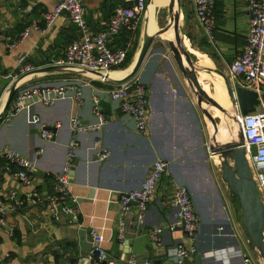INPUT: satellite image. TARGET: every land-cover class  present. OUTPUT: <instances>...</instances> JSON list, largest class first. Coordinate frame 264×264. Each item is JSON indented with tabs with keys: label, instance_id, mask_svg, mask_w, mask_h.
Here are the masks:
<instances>
[{
	"label": "crops",
	"instance_id": "1",
	"mask_svg": "<svg viewBox=\"0 0 264 264\" xmlns=\"http://www.w3.org/2000/svg\"><path fill=\"white\" fill-rule=\"evenodd\" d=\"M58 3L59 0H0V115L13 85L7 74L28 64L34 69L48 66L52 60L63 57L66 47L81 36L67 14L61 15L51 26L47 25L44 16ZM125 3L126 0H87L86 18L90 29L94 32L106 29L115 7ZM169 4V0H154L151 7L162 9ZM181 5L180 26L185 22L186 26L189 24L197 30V33H190L197 50L188 38L184 39V47L200 55L195 61L198 81L217 107L225 109L224 95L228 93L222 78L215 72L200 71L198 65L227 75L230 65L242 54L247 43L249 0H216V23L211 32L199 23L193 0H181ZM148 13L147 10L145 24L140 28L141 36L138 38L137 33L133 39L136 50L132 61L141 48L146 26L151 34L158 30L159 23L154 17L152 22ZM26 30L29 34L21 40V34ZM172 34L170 37L168 32L165 38L171 40ZM130 38V33L124 30L112 39L111 46L123 48ZM8 40H20V43L9 48ZM183 60L185 62V57ZM78 76L87 77L88 74L78 69L57 70L30 72L19 79L20 83H46ZM139 78L149 89L151 115L147 133L140 132L133 118L101 93L102 112L108 123L100 131L80 136L70 186L71 195L78 201L79 222H71L68 216L59 221L52 218L53 179L63 171L67 161L73 134L72 117L78 114L85 124L98 123L93 97L97 89H104L109 83L93 77L92 83L85 87L84 104L79 111L75 102L60 100L51 106H32L10 121L0 120V152L9 146L38 164V171L28 185L12 173L0 171V218L3 216L7 221L6 225L0 224V252L11 256L6 264H78L79 230L92 228H97L104 236V248L118 259L119 264H126L130 257L138 262L137 254L140 253L148 256L146 264H176L175 246L189 244L181 226L169 229L177 222V211L171 204L177 185L190 189L201 218L198 234L200 264H244L246 259L250 260L248 244L236 225L238 211H234V204L222 196L215 180L210 145H206L205 139V114L194 90L163 48L151 51ZM244 88L264 94V82ZM229 103L231 106L230 98ZM255 105L257 110L264 107L263 102ZM217 107L214 115L210 113L212 116L223 113ZM37 117L48 124L61 123L55 130V140L42 138ZM98 139L103 140L110 152L106 161L99 160L101 151L95 147ZM40 150L42 153L36 156ZM158 159L168 161L169 172L160 182L144 223L138 222V205L131 204L126 233L120 239V197L140 188ZM156 226L166 228L160 243L150 238V230ZM10 227L14 229L12 233ZM128 240L133 246L131 254L125 247Z\"/></svg>",
	"mask_w": 264,
	"mask_h": 264
},
{
	"label": "built area",
	"instance_id": "2",
	"mask_svg": "<svg viewBox=\"0 0 264 264\" xmlns=\"http://www.w3.org/2000/svg\"><path fill=\"white\" fill-rule=\"evenodd\" d=\"M86 1L59 0L54 10L45 14L44 19L48 26H51L61 15L67 14L81 32V36L66 47L64 56L52 60L49 65L86 68L109 74L127 63L133 39L137 35L147 12L149 0H126L125 4L117 5L108 27L100 32H94L89 27L86 18ZM193 1L199 23L206 31L211 32L216 23V0ZM249 16L250 30L247 43L242 54L230 65L227 73V78L235 91L239 86L251 87L264 82V0H249ZM124 30H127L131 35L129 43L123 48L114 49L111 46L112 39ZM28 34L29 30L23 32L21 40ZM19 43L20 40H8L7 47L15 48ZM33 70L34 66L32 65H23L19 71L11 72L6 77L11 80L12 85L20 77ZM88 76L69 77L56 82L20 83L13 100L4 113L3 121L12 120L20 112L28 110L32 106H51L60 100L75 102L76 109L79 111L84 104L85 87L93 81V77ZM99 80L109 83L108 87L97 89L93 97L94 111L99 122L85 124L78 114H75L71 119L73 134L68 145L67 161L63 171L57 173L53 179L54 195L50 205V213L56 221L68 216L71 222H79L78 201L75 196L71 195L70 190L71 172L78 157L81 134L100 131L108 123L102 112L101 93L109 96L111 101L119 105L124 114L133 118L140 132L147 133L149 130L151 115L149 89L139 76L135 81L132 79L124 83H111L105 79ZM233 97L238 98L235 93ZM235 107L236 111L233 114L238 118L246 156L264 204V107L246 115L242 113L240 103H235ZM36 124L42 138L47 141L56 139L55 130L61 126L60 122L48 124L41 117L36 118ZM95 147L101 151L99 160L106 161L110 152L105 147L103 140H96ZM41 153L42 150L37 151L36 156ZM210 156L213 157L214 155L210 153ZM0 171L10 172L23 184L28 185L31 184L35 173L38 171V164L7 146L0 152ZM168 172V161L158 159L150 168L141 187L120 197L122 205V217L118 228L120 239H123L126 233V219L131 204L137 202L139 208L138 222L139 224L144 223L148 207L159 189L160 182ZM13 197H16L15 194ZM171 204L177 211V222L170 225L169 229L174 230L181 226L189 239V244L180 243L175 246L173 250L175 262L176 264H185L191 261V264H196L194 257L199 253L198 234L201 221L190 189L185 185H177L173 191ZM0 224H7L5 217L1 216ZM13 230L10 227L11 233ZM165 230L166 228L161 226L154 227L150 230V238L160 243ZM88 233L92 239L93 248L88 257L79 259L78 264H119L118 259L104 248V236L98 229L92 228L88 230ZM10 258V254L0 252V264H6ZM126 264H138V262L132 257ZM244 264H252V261L246 259Z\"/></svg>",
	"mask_w": 264,
	"mask_h": 264
},
{
	"label": "water",
	"instance_id": "3",
	"mask_svg": "<svg viewBox=\"0 0 264 264\" xmlns=\"http://www.w3.org/2000/svg\"><path fill=\"white\" fill-rule=\"evenodd\" d=\"M160 8H155V18L158 21L159 18ZM168 27L167 31L170 32L171 30L174 31L176 37V43L174 41L169 40L170 50L174 54V58L178 67L182 71L183 75L185 76L189 86L194 90L199 105L202 107L204 103L211 105L213 107H217L214 101L208 96V94L202 89L199 81L198 76L196 73V67L192 57L188 51L185 50L184 38L182 37V31L180 26V19L182 15V5L181 0H171L170 4L168 5ZM158 23V22H157ZM161 33L160 30H157L155 33L151 34L148 31V26H146V31L144 34L143 42L139 52L136 56V59L132 63V68L128 74L124 77L119 79L111 78L109 74L101 72V71H94L86 68H75L70 66H58V65H48L43 68L34 69L32 72L34 73H42V72H53L57 70H73L78 69L81 72H84L94 78L97 79H105L111 83H124L134 79L135 77L139 76L141 71L143 70L147 60L150 57L154 41L156 36ZM188 38L191 39L190 35H187ZM185 57V62L183 58ZM225 79L226 86L228 92L231 97L234 96L233 87L229 81V79L222 74ZM20 84V79L15 81L11 87L9 92L6 105L4 111L0 115V120L4 116V112L10 105L17 89ZM237 95L239 97V103L241 106V110L243 114H248L251 112H255L257 110L256 104H264V94H260L257 91H252L248 88L244 87H237ZM219 108V107H217ZM225 114L227 113L225 109L219 108ZM205 116H207L215 129V135H213L212 142L209 146V151L214 156H219L222 159V169H223V180L228 184L231 193L239 199V204L242 209V226L246 230L247 238L256 250L258 248V252L261 254L264 260V204L260 198L258 189L256 187V183L253 178V174L250 168V164L248 162L246 156V150L243 146V136L241 132V127L239 125L238 118L232 114V118L236 123L239 131V139L226 142V143H219L217 140V134L219 132L218 123L214 119V117L207 111L204 110ZM137 204V202H133ZM138 205V204H137ZM79 244H80V258L88 257L92 248L93 242L91 237L89 236L88 230L80 229L79 230ZM125 247L129 249V253H132V244H130L129 240L126 241ZM139 258L138 264H146L148 261V256L144 253L137 254ZM130 257L125 262L128 263L131 260ZM194 261L196 264L201 263V255L197 254L194 257ZM185 264H191V261H188Z\"/></svg>",
	"mask_w": 264,
	"mask_h": 264
},
{
	"label": "rangeland",
	"instance_id": "4",
	"mask_svg": "<svg viewBox=\"0 0 264 264\" xmlns=\"http://www.w3.org/2000/svg\"><path fill=\"white\" fill-rule=\"evenodd\" d=\"M168 6L165 8L160 9L159 12V18H158V23H159V27L158 30L161 31V33L159 35L156 36V39L154 41V45L152 48V51H156L159 50L160 48L165 49V51L167 52V56L169 58V60H171L174 64H176L175 62V58H174V54L172 53V51L170 50V45H169V40L166 37V34L168 33ZM145 20H146V15L143 17V20L141 22V26H143V24H145ZM140 26V28H141ZM139 28V32H138V38L141 36V30ZM181 31H182V37L188 38V34L192 33H197V30H195L192 26H190L189 24L186 26L185 22L184 24L181 26ZM190 41L191 46L197 50V44L195 42V40H191L190 38H188ZM184 46V44H183ZM140 48V47H139ZM185 48V47H184ZM186 51H188L192 57V60L194 61L195 67H196V63L195 61L198 60V58H200L199 54L195 55L194 53H192L191 51H189L188 49L185 48ZM134 53V52H133ZM202 60V59H201ZM134 61V60H133ZM133 61L130 64H126L124 66H122L121 68L117 69V71H125L127 69H129L133 63ZM200 71H206L208 73H218L220 75V77L222 78L225 86H226V82L224 77L222 76V73L212 69L208 68V66H202L200 63ZM224 75L227 77V75L224 73ZM137 79L134 78L132 81H135ZM147 87V85H146ZM148 88V87H147ZM212 89V88H211ZM227 89V86H226ZM233 93L237 94V90L235 91V89L233 88ZM227 93L229 95L230 101H231V106H230V110H226V114L223 112L221 113V116H213L214 119L217 121L218 123V128H219V132L217 134V140L219 143H226V142H230V141H234L233 139H239V131H238V127L236 125V123L234 122L233 118L230 116L231 113L233 114L236 111V107H235V103H239V97L237 95L238 98H234L231 97L228 89H227ZM202 108L204 110H207L209 113H211L212 115H214V111H215V107L208 105L206 103H204L202 105ZM205 117V125H204V132H205V139H206V145H210L212 142V138L213 135H215V129L213 127V124L211 122V120L207 117ZM233 138V139H232ZM210 152V151H209ZM211 161V167L214 171V176H215V180L220 188V193L222 194V196L225 198V200L229 201L230 203L232 202V200H234L235 204H236V208L238 210V219H237V223L236 225H238V231L240 234H242V237L246 240L247 244H248V249H249V256H250V260L253 262V264H264V260L263 257L261 256V254L259 252H257L253 246H251L247 235H246V230L244 229V227L242 226V222H241V218H242V209L241 206L239 204V199L234 196L231 191L230 188L228 186V184L223 180V169L221 166L222 163V159L219 156H213L210 159ZM236 211V210H234ZM201 221V218H200Z\"/></svg>",
	"mask_w": 264,
	"mask_h": 264
},
{
	"label": "bare ground",
	"instance_id": "5",
	"mask_svg": "<svg viewBox=\"0 0 264 264\" xmlns=\"http://www.w3.org/2000/svg\"><path fill=\"white\" fill-rule=\"evenodd\" d=\"M153 1H154V0H153ZM153 1L149 4V7L147 8V10L149 11V13L147 14V16H148V18H150V19L152 20V22H153V17L155 18V8H156L155 6H154V7H151ZM170 1H171V0H169V3H170ZM157 2H158V1H157ZM154 5H155V4H154ZM155 20H156V18H155ZM172 32H174V31L171 30V31L169 32V33H170V37H171ZM175 39H176V37H175V34L173 33V34H172V38H171V40L174 41V43H175ZM135 59H136V58H135ZM132 65H133V64H132ZM132 65H131V67H130L129 69H127V70H125V71H117V70H115V71L109 73V75H110L111 78H114V79L122 78V77H124L126 74L129 73V71H130L131 68H132ZM224 100H225V109H226V110H230V109H229V108H230V103H229V97H228V94H225V95H224ZM230 116H232V113H231ZM232 139H233V138H232ZM233 140H236V139H233ZM237 140H238V139H237ZM256 251L258 252V248L256 249Z\"/></svg>",
	"mask_w": 264,
	"mask_h": 264
},
{
	"label": "trees",
	"instance_id": "6",
	"mask_svg": "<svg viewBox=\"0 0 264 264\" xmlns=\"http://www.w3.org/2000/svg\"><path fill=\"white\" fill-rule=\"evenodd\" d=\"M188 35H190V34H188ZM191 36V35H190ZM135 50H136V46H135V44H133L132 46H131V50H130V52H129V55H128V59H127V63L126 64H130L131 62H132V58H133V55H134V53L133 52H135ZM125 64V65H126ZM2 120V119H1Z\"/></svg>",
	"mask_w": 264,
	"mask_h": 264
},
{
	"label": "flooded vegetation",
	"instance_id": "7",
	"mask_svg": "<svg viewBox=\"0 0 264 264\" xmlns=\"http://www.w3.org/2000/svg\"><path fill=\"white\" fill-rule=\"evenodd\" d=\"M231 203H233L234 204V206H232V207H234V210H237V208H236V204H235V202H234V200H232V202ZM238 211V210H237Z\"/></svg>",
	"mask_w": 264,
	"mask_h": 264
}]
</instances>
